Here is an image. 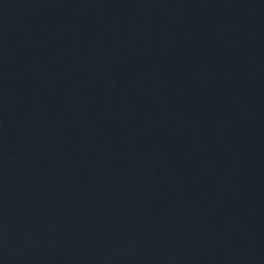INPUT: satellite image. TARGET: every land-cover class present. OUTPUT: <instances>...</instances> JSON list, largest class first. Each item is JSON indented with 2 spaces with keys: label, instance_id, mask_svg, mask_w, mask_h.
<instances>
[{
  "label": "water",
  "instance_id": "water-1",
  "mask_svg": "<svg viewBox=\"0 0 264 264\" xmlns=\"http://www.w3.org/2000/svg\"><path fill=\"white\" fill-rule=\"evenodd\" d=\"M171 264H264V0H0Z\"/></svg>",
  "mask_w": 264,
  "mask_h": 264
}]
</instances>
